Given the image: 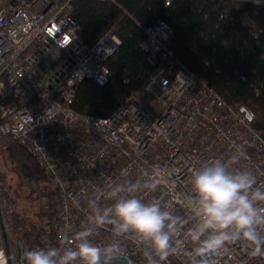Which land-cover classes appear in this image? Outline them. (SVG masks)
I'll return each mask as SVG.
<instances>
[{"label":"built area","instance_id":"1","mask_svg":"<svg viewBox=\"0 0 264 264\" xmlns=\"http://www.w3.org/2000/svg\"><path fill=\"white\" fill-rule=\"evenodd\" d=\"M73 2L0 0V144L12 137L28 146L58 195L57 236L31 242L28 250L71 243L65 236L87 226L90 199L109 185L143 179L155 166L171 176L156 191L139 195L171 200L177 214H187L193 170L212 158L227 159L239 146L247 155L236 167L264 182V137L177 58L174 29L165 21L145 28L141 46L153 70L141 90L109 117L77 112V87L85 79L109 82L107 62L122 41L109 31L93 45L83 42ZM99 203L107 207L112 201L101 196ZM112 238L108 225L92 237L100 245ZM121 242L122 255L147 264L134 238ZM162 264H185V258L170 256ZM220 264H264V254L253 255L238 243Z\"/></svg>","mask_w":264,"mask_h":264},{"label":"trees","instance_id":"2","mask_svg":"<svg viewBox=\"0 0 264 264\" xmlns=\"http://www.w3.org/2000/svg\"><path fill=\"white\" fill-rule=\"evenodd\" d=\"M253 1V2H251ZM73 17L83 42L95 44L107 32L122 43L108 60L109 82L91 79L77 87L73 108L99 118L114 114L127 98L143 87L153 67L142 48L145 28L162 19L174 29L177 58L212 86L229 106L253 114L252 127L264 137V0H74ZM2 147L40 206L39 225L19 218L15 198L2 183L0 205L4 224L11 230V247L18 248L23 232L42 244L58 234V195L38 158L12 137ZM2 233V231H1ZM17 241V242H16ZM23 242V241H22ZM25 245V242H23ZM6 251V249H5Z\"/></svg>","mask_w":264,"mask_h":264},{"label":"clouds","instance_id":"3","mask_svg":"<svg viewBox=\"0 0 264 264\" xmlns=\"http://www.w3.org/2000/svg\"><path fill=\"white\" fill-rule=\"evenodd\" d=\"M247 153L243 146L227 159L216 157L196 167L185 198L187 214H177L174 202L145 200L141 191H156L171 171L155 166L143 179L109 185L89 200L88 224L56 247L33 248L21 264H113L123 254L122 238L141 246L147 264H162L183 256L185 264H220L230 246L245 244L253 255L264 254V182L236 167ZM106 197L112 203L101 207ZM110 226L112 239L94 243V232Z\"/></svg>","mask_w":264,"mask_h":264},{"label":"rangeland","instance_id":"4","mask_svg":"<svg viewBox=\"0 0 264 264\" xmlns=\"http://www.w3.org/2000/svg\"><path fill=\"white\" fill-rule=\"evenodd\" d=\"M0 173L3 176L2 183L5 187L8 188L10 193L12 195L15 192L19 193V196L15 198L13 210L17 213L19 218H26L29 222L39 225L40 221L37 218L36 211L38 207L40 206V202L35 196L30 195L29 188L26 187L21 182L20 176L15 171V168L13 164L11 163L10 159L8 158V155L5 149L2 147V144H0ZM5 229L8 234V238L11 239V230L8 228L7 225H5ZM19 239L25 242L26 247H28L30 243L32 242L28 238L26 232L25 233L23 232L22 234H20ZM13 250L17 251V249L15 248H13ZM0 251L2 252V255L4 256L3 261H2V258L0 257V264H9V261L6 257L5 247L3 244L1 227H0ZM17 258L18 257H16V254L13 253L11 257V264H17L16 262Z\"/></svg>","mask_w":264,"mask_h":264},{"label":"water","instance_id":"5","mask_svg":"<svg viewBox=\"0 0 264 264\" xmlns=\"http://www.w3.org/2000/svg\"><path fill=\"white\" fill-rule=\"evenodd\" d=\"M251 2H253V1H251ZM162 21H164V20L160 19V20L156 21L154 24H152L151 26H157ZM241 113L244 114L250 121H252L253 116H252L251 112L247 111L245 108H242ZM0 227H1L3 237L6 239L7 238V232L5 229V224H4V220H3L1 206H0ZM24 252H25L24 245L22 243H20V264L22 262V254ZM6 257L9 261V264H10V254L8 251H7ZM113 264H134V263L132 262L130 257L121 254L114 259Z\"/></svg>","mask_w":264,"mask_h":264},{"label":"flooded vegetation","instance_id":"6","mask_svg":"<svg viewBox=\"0 0 264 264\" xmlns=\"http://www.w3.org/2000/svg\"><path fill=\"white\" fill-rule=\"evenodd\" d=\"M12 238L13 237H12V234H11V239ZM2 239H3L4 247L6 249V254H7V251L10 254V264H11V257L13 255V253L16 254V257H18L16 259V262L20 263V243H22L23 245H24V243L18 238V248L17 247H11L12 245H11V241L9 240L10 238H8V234H7V238L6 239L3 237V234H2ZM13 248L17 249V251H14ZM24 250H25V252L28 250V247H26L25 245H24Z\"/></svg>","mask_w":264,"mask_h":264},{"label":"bare ground","instance_id":"7","mask_svg":"<svg viewBox=\"0 0 264 264\" xmlns=\"http://www.w3.org/2000/svg\"><path fill=\"white\" fill-rule=\"evenodd\" d=\"M1 252V251H0ZM0 257L2 258V261L4 259V256L2 255V252L0 253Z\"/></svg>","mask_w":264,"mask_h":264}]
</instances>
